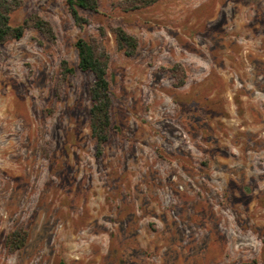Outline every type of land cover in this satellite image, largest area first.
Segmentation results:
<instances>
[{
	"label": "rangeland",
	"instance_id": "rangeland-1",
	"mask_svg": "<svg viewBox=\"0 0 264 264\" xmlns=\"http://www.w3.org/2000/svg\"><path fill=\"white\" fill-rule=\"evenodd\" d=\"M80 13L24 0L12 22L38 14L54 37L28 28L0 46V264H264V0H99ZM78 37L109 54L101 157ZM17 226L28 240L11 251Z\"/></svg>",
	"mask_w": 264,
	"mask_h": 264
},
{
	"label": "trees",
	"instance_id": "trees-1",
	"mask_svg": "<svg viewBox=\"0 0 264 264\" xmlns=\"http://www.w3.org/2000/svg\"><path fill=\"white\" fill-rule=\"evenodd\" d=\"M115 5L124 11L138 10L157 3L159 0H112ZM24 0H0V46L11 40L21 39L28 28H34L48 38L54 37L51 23L38 14H31L19 23H13L11 17L19 9ZM69 13L77 24L86 22L80 10L97 11L99 0H66ZM116 44L127 56L135 54L138 40L121 26L112 27ZM103 34V32H101ZM77 50V68L93 74V81L89 86V130L95 142V155L101 157L113 128L112 123V93L110 81L107 77L109 54L96 39L78 37L74 43ZM63 73H73L74 67L62 62ZM175 79V86L185 83L186 75L181 65H174L170 69ZM28 231L23 226H17L6 236V247L16 251L25 246L28 240ZM58 264H66L59 260Z\"/></svg>",
	"mask_w": 264,
	"mask_h": 264
}]
</instances>
